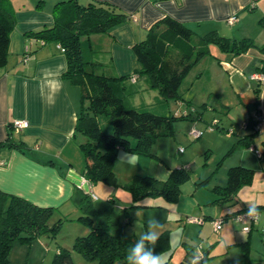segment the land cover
<instances>
[{"label":"crops","instance_id":"crops-1","mask_svg":"<svg viewBox=\"0 0 264 264\" xmlns=\"http://www.w3.org/2000/svg\"><path fill=\"white\" fill-rule=\"evenodd\" d=\"M57 1L59 0H54L52 5H47L45 8H42L39 1L36 5L14 11L15 25L10 32L7 60L6 64L0 67V141L8 136L14 119H25L28 125L17 132L14 131L12 136L15 140L23 141L29 149L23 152L16 148H0V189L40 206L57 207L60 213L61 209H65L68 205H72L70 209L78 208L76 188L80 184L82 189L87 191L83 184L85 180L80 174L82 167H75L77 165L73 162V158L78 154V145L72 138V133L79 107V89L62 76L67 63L59 44L48 42L39 46L34 41L30 42L25 35L27 31L53 25L52 8ZM103 1L115 4L129 15V18L115 27L104 41L111 57L112 72L119 76L133 74L137 64L132 45L142 39L150 26L165 15L186 23L201 34L215 30L225 37L251 38L257 43L264 42V28L259 24V19L264 17V0ZM80 2L86 3L87 0ZM229 16L237 17L233 24L226 21ZM27 44L31 45L33 52L23 60L22 53ZM208 60L211 69H214L213 74L209 73L211 80H221L222 84L215 83L217 88L201 87L200 91L207 99L198 105L194 103L192 95L193 80L188 82L184 80L183 84H186L182 88V94L185 103L179 101V106L185 105L184 111L187 110L191 115L193 111L196 112L197 118H202V111L207 109L219 108L220 111L227 113L234 105L242 106L243 110L246 106L248 116L244 118L243 126L229 129L232 134L225 135L218 156L220 158L225 155L233 144L252 132L251 126H247L248 121L250 124L256 122L257 128L252 145L260 151L261 141L264 140V79L260 80L252 76L259 74L257 68L264 60V53L251 47L237 55L228 52H220L214 56L206 55L200 61ZM205 74L207 75L208 71H205ZM202 76L203 74L200 73L198 78ZM126 84L129 90L135 89V92L129 94V101L133 105L153 103L156 92L147 87L142 77H135L134 80L131 78ZM256 88L258 98L255 96ZM185 94L189 97L186 98ZM211 95L219 97V102L215 104L217 107L208 108L210 104L206 100ZM186 101H189L190 105H186ZM247 105H251V108ZM177 112L178 109L174 114ZM213 119L216 120V117ZM212 120L206 124L220 127L221 133L223 130H228L225 128L229 126L220 119L214 124ZM199 125L193 123L191 127L199 128ZM215 135L221 137L220 133H215L213 130L206 132L200 139L205 142V151L208 150L209 153L213 152L211 139L216 138ZM121 151L123 150H119L118 154L121 153L119 154L121 157L133 163V167L128 166L132 168L130 178L135 174H148L158 179H166L170 167L184 165L190 170V162L193 160L184 155L169 163L159 155L161 161ZM47 161L51 162L47 163ZM140 165H145L146 171L143 169L140 171ZM233 165L251 167L254 173L251 183L240 187L230 201L215 202L219 195L212 191L215 185H225L226 179H223L224 183L219 180L209 181L207 184L199 183L209 177V173H202L196 177L191 175L188 181L180 185L178 200L167 204L166 208L169 216H172L171 220H177L174 221L177 222L176 231L180 233L177 242L192 241L195 239V234L200 236L203 242L199 244V241L195 245L191 253L194 256L189 259L190 262L195 257L201 259L202 256L210 257L213 254H219L228 261L232 253L236 260H239L238 258L243 257L239 243L249 240V250H251L253 242L256 241L254 231L261 234L260 224H264V163L249 146L236 144L219 170L225 174V171L227 173L228 168ZM115 173L117 175L116 171ZM93 187L91 185V188ZM100 188L111 201L119 195L114 196L113 192H107L102 186ZM121 198L122 201L119 202L123 206L131 201L128 193L122 194ZM153 202L155 200H144L146 205L152 206L146 208H155L158 204ZM249 205L258 207L259 223L250 222V229L246 231L242 228L244 223L232 219L231 216ZM220 216L224 217V222L218 234L214 236L213 233H208V230L210 228L212 230L211 220ZM190 218L200 220L193 221ZM169 230L167 229L170 236ZM204 242H207L208 246H205ZM216 248L219 249L218 254ZM185 251L178 255V264L190 257ZM247 263L253 264L251 259H248Z\"/></svg>","mask_w":264,"mask_h":264},{"label":"trees","instance_id":"trees-1","mask_svg":"<svg viewBox=\"0 0 264 264\" xmlns=\"http://www.w3.org/2000/svg\"><path fill=\"white\" fill-rule=\"evenodd\" d=\"M52 15V26L30 30L25 35L30 42L34 41L39 46L54 42L63 48L61 51L65 54L67 66L62 76L79 89V107L72 138L76 140L83 155L84 164L80 171L82 178L90 186L102 181L126 190L131 201L123 206V211L131 218L130 209L152 207L144 203L147 197H162L169 204L176 202L180 195V185L190 179L188 167H170L166 179L135 174L129 181L119 183L113 169L118 151L161 161L152 150L155 140L173 135V121L193 118L187 110L171 113L168 100L184 101L180 88L185 77L210 53V45H216L222 52L237 55L251 47L264 53V42L257 43L251 38L225 37L215 30L201 34L186 23L165 15L150 26L142 39L132 45L137 64L133 74L119 76L112 72L111 57L104 41L115 27L129 18L126 12L103 0H87L86 3L80 0H59L53 5ZM259 24L264 28V17L259 19ZM14 25L15 12L10 1L0 0V67L6 64L10 32ZM32 52L28 44V49H23L22 59L24 54ZM257 72L264 75V60ZM135 77H142L147 87L156 92L152 104L135 106L129 101V94L135 92V89L129 90L126 82ZM255 96L258 98L257 88ZM186 103L190 105L189 101ZM248 125L253 129L252 132L233 144L226 154L236 144H253L256 122L250 124L248 121ZM13 132L11 126L6 139L0 141V148H16L23 152L28 150L23 141L13 138ZM208 155L209 151L206 150L205 157ZM259 157L264 163V140L261 141ZM253 173L251 167L230 166L225 185L212 188L219 195L214 201L233 199L240 187L251 183ZM76 195L78 208L85 212L77 219L88 228V232L76 236L71 249L58 247L50 264H74L72 251L97 264H126L127 249L134 245L136 239L125 232L123 224L112 220L105 210L94 206L92 199L96 195L93 191L76 188ZM248 209L244 207L239 212ZM58 213L57 207L40 206L0 189V264L10 263V252L16 243L30 244L41 236L55 238L63 221L62 216L54 218ZM239 245L243 259L248 261L249 240ZM169 246V232L164 230L159 234L155 252ZM192 251L186 249L190 257L179 264H194L189 260L194 256ZM207 259L206 255L202 256L198 264H206Z\"/></svg>","mask_w":264,"mask_h":264},{"label":"rangeland","instance_id":"rangeland-1","mask_svg":"<svg viewBox=\"0 0 264 264\" xmlns=\"http://www.w3.org/2000/svg\"><path fill=\"white\" fill-rule=\"evenodd\" d=\"M10 4L14 11H18L21 9H25L27 7H30L31 5H36L37 3L42 4V8H45L47 5H52L54 0H9ZM222 52L218 49L216 45H210V53L208 55L214 56L218 53ZM214 69H211L210 62L208 61H199L188 73V75L185 77L186 82L193 80L192 85V95L193 99L195 100V104L199 103L201 101H204L207 99L205 96H203V93L200 91L201 87H216L215 83H221V80H211L210 74L214 73ZM205 71H208V76L205 74ZM203 74L201 78H198L199 74ZM210 73V74H209ZM225 80V79H224ZM223 80V81H224ZM212 81V82H211ZM256 83V82H254ZM186 84V83H185ZM183 84L180 88V91H182ZM222 84V83H221ZM185 97L188 98V94H185ZM210 105H208V108L217 107L215 104L219 102V97H215V95H211L208 100H206ZM185 103V101H184ZM180 102L179 100L169 99L168 100V107L171 111V113H174L177 111V109L181 112L184 111V106H179ZM187 105V104H186ZM250 106L251 105H247ZM200 107V106H199ZM198 108V106H197ZM201 108V107H200ZM242 106L234 105L231 107L230 110L226 113L225 111H220L219 108L216 109H207L202 111V118H197L196 112H192V119H177L173 121V135L171 136H161L158 137L153 146L152 150L159 156L162 157V159H166V161H169V163H172L173 159H177L179 157H182L184 155H187L191 157L192 162L190 173L192 177H196L197 175H202V173L208 174L209 177L205 181L207 184L209 181H223V179H226V171L225 174L220 171L219 168L222 165V162L224 159H226L229 154H225L219 158L218 154L220 146L223 145V140L226 137L225 135L227 133L232 134V132L229 129H234V127H242L244 118L248 116L247 113V107L245 106V109H242ZM216 117L217 119H220L225 125H228V130H223V133L220 132V127H210L212 124L207 125L206 123H210L212 118ZM216 120H212L213 123H215ZM193 123H199V130H201L200 136L193 138L189 133L195 127H191ZM215 133H220L221 137L219 135H215L216 138H212V148L213 152L211 151L207 157L206 151L204 146L205 142L201 141L200 139L206 132L213 131ZM225 131V132H224ZM234 131V130H232ZM16 135V134H15ZM219 137V138H218ZM78 148V146H77ZM126 152V151H121ZM129 153V152H126ZM79 154V155H78ZM78 154L76 157L73 158V162L75 167H82L84 164L83 155L78 148ZM121 154V153H119ZM117 153L115 157V166L113 167L114 171L117 172V178L119 183L127 182L130 178V173L132 172L133 163L131 160H127L123 157H121ZM123 154V153H122ZM130 154V153H129ZM133 154V153H132ZM220 161V164L218 162ZM226 165V161L224 163V166ZM226 167V166H225ZM78 169V168H77ZM140 171L143 169V171H146V166L140 165ZM227 169V168H226ZM204 174V175H205ZM206 176V175H205ZM226 181V180H225ZM82 182V181H81ZM212 183V182H211ZM224 183V182H222ZM84 188L89 189L94 192L96 197H93L92 201L95 207L105 209L106 213L110 215L112 220L119 221L121 224H123L124 230L128 235H132L133 238L137 240V238L143 233L145 230H147V221L150 218H155L160 221V223L163 225L162 229L158 230V235L164 231L169 230L172 233H170V238L172 241H170V246L157 254L161 256L162 264H178L177 258L178 255L181 252H184V250L190 248L195 249V245L197 243H203L201 240V237L195 234V239L192 241H187L184 243L183 241L177 242V239H180V233L179 231H176V224L177 220H171L172 216H169V212L166 207L167 204H169L167 201H165L162 197H147V200H155L153 202L156 205L155 208H138V209H130V213L133 217H128L130 215L126 214L123 211V205L120 200L122 201L121 195L127 194L128 192L124 190L119 185H110L106 184L102 181H97L93 184V188L85 181ZM102 186L105 188V190L113 192L114 196L118 195L117 197H114V201H111L110 199H107V195L105 192L100 188ZM78 188H82L81 184L78 186ZM119 191L120 193H117ZM129 194V193H128ZM144 200V199H143ZM72 208V205H68L65 209H61L60 213L56 215L62 216L63 221L60 226V229L58 231V234L55 238H51L48 236H41L38 239L33 240L30 244H14V246L11 249L10 252V263L9 264H50L52 257L57 250L58 247H65L71 249L74 238L79 235H85L88 232V228L82 224L81 221L77 219L79 215L85 214L81 209H70ZM72 218L71 220H67L65 218ZM260 221V220H259ZM258 222L255 221V223ZM181 224L183 222H180ZM259 223V222H258ZM212 224V223H211ZM211 227V226H210ZM260 230L261 234H259L257 231H254L256 241L253 242L251 250H249V259H251V262L253 264H264V233H262V229H264V224H260ZM220 230V229H219ZM218 231L211 230V228L208 230V233H213L214 236L218 234ZM195 233L197 231L195 230ZM204 245H207V242H204ZM208 246V245H207ZM200 249V246L198 247ZM216 253L218 254L219 249H215ZM186 252V251H185ZM72 259L74 261V264H97L96 261H90L82 257L79 253L72 251ZM187 254V252H186ZM189 255V254H188ZM243 256V255H241ZM240 256V257H241ZM243 258V257H242ZM242 258H238L239 260H236V257H234V253L230 255L227 261L226 259L222 258L219 254L218 255H211L208 257L206 264H248L247 261H243ZM250 261V260H249Z\"/></svg>","mask_w":264,"mask_h":264},{"label":"clouds","instance_id":"clouds-1","mask_svg":"<svg viewBox=\"0 0 264 264\" xmlns=\"http://www.w3.org/2000/svg\"><path fill=\"white\" fill-rule=\"evenodd\" d=\"M256 212L257 207L249 205L247 215L254 218ZM162 228L163 225L159 220L150 218L147 221V230L141 233L134 245L127 249L126 264H162L161 256L155 252L159 239L158 230ZM198 260L199 257L194 264H198Z\"/></svg>","mask_w":264,"mask_h":264},{"label":"built area","instance_id":"built-area-1","mask_svg":"<svg viewBox=\"0 0 264 264\" xmlns=\"http://www.w3.org/2000/svg\"><path fill=\"white\" fill-rule=\"evenodd\" d=\"M237 17L236 16H229L226 18V21L229 23V24H233L235 21H236ZM28 49V44L25 46L24 48V51H26ZM61 50H63L62 47H60ZM29 55L27 54H24L23 55V60H26L28 58ZM253 78H256V79H264V75L262 74H254L252 76ZM28 125V122L27 120L25 119H14L12 121V127L14 129V131H19L20 129L26 127ZM212 128V126H210ZM257 128V125L254 126V129ZM193 138H196L198 136H200L201 134V131L197 128L193 129L192 131H190L189 133ZM249 148L251 150H253L258 156L260 155V151L256 148L253 147V145H249ZM247 212L248 210H243V211H240V212H237L236 214H233L231 217L232 219L236 220V221H241L244 223L243 225V230H246L248 231L250 229V222H255L258 220V217H259V213L258 211L254 214V218H251L247 215ZM191 220L193 221H199L200 219H197V218H190ZM224 222V217L220 216V217H216V218H213L211 220V223H212V228L213 230L215 231H218L221 226H222V223ZM262 231H264V229H262ZM197 257L193 258L191 260V263H193L194 261H196ZM200 259V258H199Z\"/></svg>","mask_w":264,"mask_h":264}]
</instances>
